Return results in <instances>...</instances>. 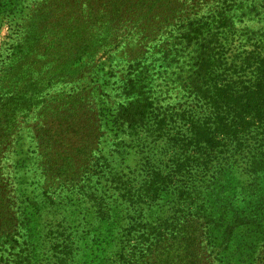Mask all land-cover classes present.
<instances>
[{
	"label": "trees",
	"instance_id": "obj_1",
	"mask_svg": "<svg viewBox=\"0 0 264 264\" xmlns=\"http://www.w3.org/2000/svg\"><path fill=\"white\" fill-rule=\"evenodd\" d=\"M28 11V22L9 39L12 51L0 53V73L11 63L36 64L40 55L43 65L51 57V65L37 78L31 70V81L50 75L60 37L75 21L101 33L108 62L105 69H82L86 65L78 58L67 68L63 82L94 85L92 110L80 91L75 108L85 109L74 124L79 113L71 106L77 96L71 91L49 126H33V150L12 151L9 134L2 136V166L15 171L34 155L43 181H61L68 175L60 170L61 159L56 161L57 149L67 136L78 139L73 149H81L86 134L93 150L118 133L151 138L165 163L156 161L181 185L172 218L177 225L124 232L111 264L158 257L161 242L184 233L190 236L185 247L170 250L175 264H264V0H42ZM106 163H97L98 169ZM10 184L0 191L2 213L20 204ZM15 236L7 242L14 258L25 262L29 248L22 249L26 242ZM65 243L62 256L71 254Z\"/></svg>",
	"mask_w": 264,
	"mask_h": 264
},
{
	"label": "rangeland",
	"instance_id": "obj_2",
	"mask_svg": "<svg viewBox=\"0 0 264 264\" xmlns=\"http://www.w3.org/2000/svg\"><path fill=\"white\" fill-rule=\"evenodd\" d=\"M41 1L0 0L1 54L12 51L9 39L18 36L21 26L28 22V9H37ZM100 34L88 31L84 21H75L65 37H60L62 44L52 73L40 81H31L33 76L30 72L37 71L36 78L43 76L47 64L51 65V57L43 65L42 57L36 55L39 60L36 64L29 61L11 63L8 69L1 71L3 81H0V85L3 86L0 91L4 92L0 95V140L9 134V139L15 145L11 147L12 151L34 149L33 143L28 141V135L33 134V126H49L53 111L66 106L63 100L71 91L77 95L73 98V109L80 102L79 93L82 90L85 91L83 97L90 103L86 109H91L92 101L98 97L93 90L94 85L83 79L69 83L61 78L67 73V68L75 66L78 58L82 60L81 65H86L82 69L106 68L107 52L98 42L103 38ZM26 36L32 34L29 32ZM96 43V51L90 54V58L86 57ZM4 62L3 57L0 66ZM4 72L8 75L3 76ZM85 87H88V91ZM84 109L83 104L76 106L75 112L79 114L75 116L74 124L81 122ZM60 114H66V110L62 109ZM65 136L62 134V137ZM112 136L111 142L104 141L98 150H93L94 141L86 134L85 140L79 142L81 149H73L78 145L77 138L67 136L62 139L56 161L61 159L60 170L68 178L61 181H43L34 155L26 162L21 161L15 171L0 163V186L3 187L0 191L3 193L5 184L11 183L16 188L15 194L20 203L7 213L0 210V264H111L118 247L117 239L124 232L177 225L172 218L177 209L175 191L181 185H176L156 161L158 158L165 163L160 159L162 148L155 150L156 141L151 138L144 141L141 136L128 133ZM150 152L152 155L146 163L143 157ZM103 159L109 163L99 170L97 163L101 164ZM148 184L152 186L146 192L144 187ZM15 233L26 242L22 249L29 248L25 262L20 263L14 258V250L10 249L12 243L7 242ZM189 238L184 233L178 240L161 242L159 256L148 257L139 264H175L176 261L171 258V248H184ZM62 243L69 245L71 254L62 256ZM184 256L182 254L181 258Z\"/></svg>",
	"mask_w": 264,
	"mask_h": 264
}]
</instances>
